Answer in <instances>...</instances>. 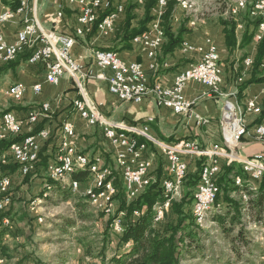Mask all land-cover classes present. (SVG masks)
Instances as JSON below:
<instances>
[{
  "label": "built area",
  "instance_id": "obj_1",
  "mask_svg": "<svg viewBox=\"0 0 264 264\" xmlns=\"http://www.w3.org/2000/svg\"><path fill=\"white\" fill-rule=\"evenodd\" d=\"M137 4L144 5L147 0H135ZM172 0H156V5L152 10V21L148 27V33H143L132 39L134 44H141L148 49V57L153 61L151 69H156V57L164 41L165 32L162 27L163 17ZM178 6L183 10L187 8ZM71 6H77L79 10L76 35H64L47 29L40 15L39 0H33V4H25V0L17 8H7L0 6V25L14 21L18 16L22 17L21 29L16 33L13 42L0 34V62L8 63V56H15L26 50H31L32 54L28 64L37 65L44 63L47 67L45 81L51 85H58L64 75H69L77 82L79 90L82 92V98L74 101L75 110L90 126H98L103 131L104 137L110 143L113 152L114 166L107 163L106 159L99 154L85 155V162L74 163L88 165L93 172L92 185L86 190L88 201L93 207H98L107 216H112V222L119 223L124 232V219L113 220V211H115V202L118 195L116 181L123 184L124 194L129 201L138 198L155 180L152 175L153 163L146 158L145 153L148 151V145L154 146L160 151L167 161V178L163 181L164 192H178L177 183L183 167H189V159L193 148H200L199 159H205L208 162L207 181L202 182L201 187L196 189L194 198H197V205H193L192 212H202V207L210 203L217 202L219 188L217 179L221 172L222 161L226 160L229 164L241 162L242 172L249 178V182H260L264 179V153H259L251 157L241 159L238 155V147L242 139L248 134V126L244 120L243 113L239 110L235 101H226L222 115V135L224 144H214L210 147L203 148L196 141L180 140L175 144H168L155 138L150 134L149 126L134 127L123 124V131H116L110 128V118L102 114L98 108L90 101V109H83V98H87L82 80L93 78L92 73L84 72L72 55V50L77 43V37L85 36L97 24V17L103 10H110V21L106 24H97V30L101 35H109L115 28L116 22L125 12L124 4L113 5L112 0H67ZM26 5H33V12H26ZM264 5V0H254L251 4L250 16L252 9L260 8ZM247 7L245 1L240 0L232 9V15L237 16ZM64 5H58L57 16H64ZM264 15V12H263ZM253 18V17H252ZM262 35L256 40L259 43L264 38V26ZM185 53H199L201 58L199 62L190 65V67L176 75L171 87H165L160 83L149 85L144 67L139 62L125 63L120 56L105 57L100 56V51L94 54L96 65L102 70H110L111 76L106 80L109 85V92L117 96L121 101L128 103H141L144 99L152 96L159 107L171 109L175 114L195 117L197 125L202 126L209 123L194 112L195 101H191L185 96V88L189 82H197L206 86L212 93H220L222 79L221 60L218 48L215 42L207 38L203 45H193L184 41L181 46ZM246 68L251 67L253 58L248 57L245 60ZM43 90L41 83L33 87L35 95H39ZM27 87L23 83H16L7 90V95L20 101L24 97ZM50 110V104L45 103L39 111L31 112L26 119L18 118L13 112H8L0 119V140L7 139L9 136L21 134L26 124H35L39 118L47 114ZM246 112L259 113L257 107V97L248 100ZM256 138L264 140V124L255 128ZM50 133L47 130H41L35 135L26 137V141L16 147H11L9 155L14 162L19 165V173L27 176L34 172L39 162L42 149V143L48 141ZM76 129L73 123L66 122L61 129V141H71L73 148H77L75 142ZM144 139L145 142H140ZM60 146V144H59ZM57 161V152L54 159L51 160V171L47 179L56 178L55 164ZM97 176H104V182H111V190L104 191V196L111 197V206H104L102 196H97V189H101V184H97ZM242 176H235L236 186L242 185ZM3 180H11L9 176L0 178V185ZM12 185V182H11ZM76 184L74 193L76 191ZM12 199L10 196H2L0 200V213L6 212L11 206ZM30 207L34 210V200ZM139 212H135L134 215ZM166 214L156 216L155 223L161 222ZM124 215V214H123ZM0 225L4 228H11V221L8 217L3 218ZM1 262V260H0Z\"/></svg>",
  "mask_w": 264,
  "mask_h": 264
},
{
  "label": "crops",
  "instance_id": "obj_2",
  "mask_svg": "<svg viewBox=\"0 0 264 264\" xmlns=\"http://www.w3.org/2000/svg\"><path fill=\"white\" fill-rule=\"evenodd\" d=\"M2 1L3 5L7 8H16L19 2L18 0ZM119 3L124 4L123 2H119V0L113 1V5ZM30 4H33V0H30ZM59 4L64 5L65 8L62 18L57 16ZM39 6L41 20L47 29L59 34L76 35V29L79 26V10L77 6L69 5L67 0H39ZM30 8L32 9L31 12H33V5H30ZM135 15L136 18L132 21L130 30L138 29L139 22L143 18V15L140 13H135ZM220 17H223V15ZM220 17L211 20L194 19L186 24L179 22L178 18L176 19L175 17V19L173 18L172 25L175 35L183 27L187 30L183 35V41L190 42L193 45H203L205 40L210 38L218 48L223 74L220 93H212L206 86L197 82H189L185 88L186 98L195 101L194 112L208 119V124L199 126L195 121V117L175 114L171 109L159 107L152 96L147 97L141 103L135 104L121 101L117 96L109 92L106 78L111 76L112 73L110 70H102L96 65L94 61L96 51H114L118 53L125 63H141L149 85L160 83L165 87H171L177 74L188 69L190 65L199 62L201 58L199 53H185L181 45L169 52L167 50L168 38L165 37L156 57V69H151L150 66L153 61L148 57V49L141 44H134L132 40H123V33L126 30L125 13L121 15L116 22L114 30L107 36L101 35L97 29L95 30L92 27L91 31L85 36L77 37V43L72 50V55L82 65L84 72L94 75L93 78H86L81 81L87 97L83 98V100H87L89 103L91 101L102 114L118 124L124 123L134 127L149 126L150 134L162 142L175 144V142L183 139L192 140L199 143L203 148L214 144H224L222 115L225 102L227 100L235 101L243 113L244 120L248 126V134L242 139L238 147L237 152L239 157L245 159L259 153H264V140L257 139L255 135V128L258 125L264 124V83L249 86L243 92L241 100L236 96L238 95L239 85L250 76L247 72L246 74L242 72V79L239 74V63L244 64L245 62H240V56L246 53L248 57L255 58L259 44L255 41L258 39L256 37L257 33L254 38L255 40L253 39L242 50L239 44L242 39L244 26L239 24L236 30L237 45L231 48L226 40V31L223 25L225 19H221ZM21 26L22 17L18 16L14 21L0 25V34L8 42H13ZM26 51L31 52V50ZM46 74L47 67L44 63L30 65L28 62H22L6 74L11 79L12 86L16 83H23L27 87L22 100L16 101L11 98L13 101L8 108H12L11 112L18 118L26 119L31 112L39 111L43 104H50L49 112L41 116L37 123L26 124L22 134H33L35 131L40 130L49 131L50 138L48 141L42 143V147L44 148L45 146L46 152L50 154L57 152V155H59L65 145V141L60 142L62 126L66 122H71L76 129L75 142L79 154H99L105 159L109 156V153L113 156V150L108 140L104 137L101 128L88 125L74 108V101L82 98V92L79 90L77 82L66 74L61 78L58 85H51L45 81ZM39 83L42 84L43 90L39 95H35L33 87ZM254 97H257V107L260 108V112L248 113L246 112L247 102ZM120 125L123 127V124ZM145 156L153 163V176L157 174L159 168H162L164 175H168L167 161L158 149L149 144ZM198 160L200 159L197 157H190L189 170L195 167ZM225 163L228 162L223 160L221 167ZM233 164L236 168L232 179L234 176L239 175L244 180H247L246 175L242 172L241 162ZM50 165L51 161L46 168L47 173ZM17 175H21L19 171L12 174L13 181ZM90 178L92 181V176ZM70 180L68 179L66 182L68 183ZM86 183L89 182L86 181ZM254 188L257 193L258 188L256 186Z\"/></svg>",
  "mask_w": 264,
  "mask_h": 264
},
{
  "label": "rangeland",
  "instance_id": "obj_3",
  "mask_svg": "<svg viewBox=\"0 0 264 264\" xmlns=\"http://www.w3.org/2000/svg\"><path fill=\"white\" fill-rule=\"evenodd\" d=\"M186 1L191 5L190 9L183 10L178 6V2L173 9V18L176 17L179 22L185 24L194 19L211 20L221 15L223 17L220 18L225 19L224 21L230 20L231 17L233 18V7L240 2V0ZM243 1L250 6L254 0ZM119 2H123L127 9L135 0H119ZM144 7L145 4L137 6L135 13L144 15ZM244 59L242 54L240 62ZM245 67V63H239L240 75L242 72L249 74L251 67L246 69ZM11 84L9 77L0 75V114L5 113L12 104L13 100L6 94ZM111 156L112 154L109 153L106 161L114 166V159ZM0 162L7 165L11 159L4 155L0 157ZM225 165L230 164L225 163L223 166ZM195 170L196 165L190 173ZM46 174V170L45 173L38 171L27 182L24 176L17 175L14 181L13 177L11 178L12 185L9 183L6 194L0 191V196H10L12 199L6 216L11 220L12 227L9 229L0 227V256L4 259V264H15L18 259L29 254L33 259L29 264H108L117 253L128 249L129 245L124 248L120 239L123 232L118 233L113 230L112 216H107L105 212L93 207L85 196L86 189L92 185L89 173L86 179L89 183H81L76 193L62 183L55 184L52 193L47 192ZM233 179L236 184L235 176ZM245 181H248V178L239 187L248 190V186L254 182ZM263 183L264 179L255 183V186L259 189ZM233 187L231 184L230 190L222 189L219 200L203 224L194 221L191 231L196 240L186 239V247L181 251L180 264H264V221L242 202L241 194L245 190L233 191L231 190ZM46 192L48 195L44 196ZM185 193L186 190L182 186L179 194L169 203L166 202L165 217L155 224L154 229L169 231L171 225H175L178 216L172 211L173 203H179ZM249 193L253 194V192ZM255 196L253 194L251 198ZM121 197L116 199L113 220L125 219L127 211L121 208L122 202L127 205L133 202L124 195ZM84 198L89 204L82 209L84 218L80 219L76 204ZM33 200L34 210L30 207ZM185 213L192 220L190 206L186 207ZM234 213L240 214V220L236 224H232L231 221ZM136 217L139 216L136 214ZM218 218L226 220L224 227L218 222ZM107 225L110 234L106 239ZM240 230L243 234L237 238Z\"/></svg>",
  "mask_w": 264,
  "mask_h": 264
},
{
  "label": "trees",
  "instance_id": "obj_4",
  "mask_svg": "<svg viewBox=\"0 0 264 264\" xmlns=\"http://www.w3.org/2000/svg\"><path fill=\"white\" fill-rule=\"evenodd\" d=\"M114 0H112L113 3ZM176 0L170 1L168 8L164 14L162 27L165 32V36L168 38L167 50L171 52L177 46L183 43V35L187 30L183 27L180 29L177 35L173 32V9ZM156 5V0H147L144 7L143 18L139 22V28L130 30L132 21L136 18L135 9L139 4L133 2V4L128 5V8L125 9L126 14V30L123 33V40H132L134 37L143 34L147 31L150 22L152 21V10ZM108 11L101 12L97 24L100 20L107 14ZM251 5L247 6L243 11H241L237 16L231 17L230 20L223 21L226 31V40L227 44L234 48L237 45L236 40V30L239 24L244 26V32L242 39L240 41V49H245L251 41L255 38L258 28L264 22V17H251L250 16ZM97 24L94 26V29H97ZM108 51V50H106ZM32 52L25 51L18 55L16 60L10 61L5 64H0V75H6L10 70H13L19 66L22 62H28ZM247 54H244L246 59ZM244 59V60H245ZM243 60V61H244ZM250 76L248 79L244 80L238 87L237 98L242 99L243 92L253 84H263L264 83V38L259 42L257 54L254 58L253 64L251 65ZM12 108L8 109L5 113L11 112ZM0 114V119L5 114ZM264 113V111H263ZM41 131V130H40ZM40 131H35L33 134H20L17 136H9L7 139L0 140V157L7 155L11 159V162L6 165V163L0 162V178L3 176L12 177V174L19 170V165L14 162L12 157L9 155L11 146L15 142L22 141L25 137L29 135H35ZM37 132V133H36ZM144 139H140V142H144ZM152 146V145H151ZM52 154V155H51ZM46 152L45 146L42 147L39 162L37 163L36 170L31 174L25 176L26 182L30 180L31 176L36 172H44L48 166L49 161L54 159L55 153ZM205 163V159H200L196 162V170L193 173L187 174L186 179L184 180V188L186 190L185 196L179 203H173L172 211L177 214L178 219L175 225H171L168 229L169 231H160L154 229L155 223V211L154 208L157 204L165 205L166 202L171 201L170 196L164 192L163 181L167 178V175H164L162 168L158 169L156 175H154V182L141 194L137 199L127 205L125 202H122L121 208L127 211L124 219V232L120 236L123 247L125 248L129 245L128 249H124L121 253H117L108 264H180L181 261V251L186 247V239L195 241V236L192 233L193 225L195 224V219L193 216V203H194V194L200 182V176L202 167ZM235 165L222 166L220 175L217 179V185L219 188V194L217 196V201L219 200V195L222 189H229L232 184L234 186L231 190L241 191L246 190L245 187L236 186L232 176L234 175ZM224 171V172H223ZM223 173V174H222ZM88 177V172H78L73 174L72 178L79 181L80 183L86 182ZM49 182V179L47 180ZM57 184V183H55ZM54 184V185H55ZM118 189L117 199L124 194L123 184L120 181L115 183ZM9 193V192H8ZM256 196L252 199L250 198L248 206L250 211H255L259 219L264 221V183L258 189ZM3 195L0 196L2 198ZM69 198V197H67ZM122 198V197H121ZM169 198V200H168ZM88 199V197H87ZM86 198L80 200L76 204L78 210L79 218H84L82 209L88 206V201ZM167 202V203H168ZM187 206H190L192 220L187 217L185 209ZM10 208V207H9ZM8 208V209H9ZM0 213V221L7 216V212ZM241 210V207H239ZM139 212L135 217L134 213ZM219 219V223L224 227L226 220ZM222 220V221H221ZM240 220V214L234 213L232 216V224H236ZM11 221V220H10ZM194 222V223H193ZM12 226V223H11ZM0 227H2L0 225ZM4 228V227H2ZM107 232H105L106 239L109 237L110 229L107 225ZM4 229H9L8 227ZM225 230V229H224ZM243 234L240 230L237 238ZM7 256V255H6ZM2 256H0L1 258ZM9 257V256H8ZM32 256L25 255L21 259H18L15 264H29L33 262L31 259Z\"/></svg>",
  "mask_w": 264,
  "mask_h": 264
},
{
  "label": "bare ground",
  "instance_id": "obj_5",
  "mask_svg": "<svg viewBox=\"0 0 264 264\" xmlns=\"http://www.w3.org/2000/svg\"><path fill=\"white\" fill-rule=\"evenodd\" d=\"M18 1L19 2L17 4V7H19L22 3V0H18ZM25 4H30V0H25ZM179 4L181 5V7L187 8V10L191 8V5L186 0H179ZM0 6H4L2 0H0ZM31 10L32 9L30 8V5H26V12H31ZM105 11H108V10H105ZM105 11H101V12H105ZM101 12L99 13V15L97 17V20L99 19ZM263 12H264V5H261V9L260 8H253L252 9V17H255V18L264 17ZM109 21H110V11L107 12V14L100 20V22L98 24H106ZM261 26H264V22L261 24ZM144 33H148V29ZM260 35H262V27L258 28L256 37L260 38ZM133 39H136V37H134ZM183 44H184V41L181 44V46ZM100 56L115 57V56H118V53L114 52V51H110V50L109 51H100ZM14 60H15V56H8V62L14 61ZM245 60H247V58ZM74 108H75V104H74ZM83 109H90V103L87 100H83ZM110 128L116 129V131H123V127L114 121H110ZM17 135H20V134H17ZM25 141H26V137L20 142H15L11 147H16V145H20V144L24 143ZM71 149H72V142L71 141H65V145L63 146L62 152L59 155H57V161L55 164L56 178H50L49 180L52 182L48 181V183H46L47 185H45L46 186L45 189L47 190V192H51L54 189L55 183L66 184L69 186L71 191L74 192L75 182H76V184H80V182L77 180H74L72 178V176H73V174L78 173V172L87 171L89 173V175L92 176V178H93V172L90 170V167H88V165H80V164L74 163V157H76V162H85V155L79 154V152L77 151L76 148H73V153H70ZM199 155H200V148H193V153H191L190 157L199 158ZM207 170H208V162H205L203 167H202L200 182L198 184L197 189H199L201 187L202 182L207 181ZM49 171H51V165L48 167V172ZM188 172H189V167H183V171L181 172L180 177L178 179V183H177L178 192H174V194H173V192H166V194L170 196V199H172L175 195L179 194L180 189L183 186L184 180L186 179L187 174H189ZM68 179H71V180L67 183L66 181ZM248 181H249V178H248ZM9 183H10V180H3V185H0L1 193L6 194V192L9 189ZM250 183H252V182H250ZM97 184H101V189H97V196H102V203L104 206H111V203H109L111 201V197L104 196V191H110L111 190V182H104V176H97ZM243 184H244V180L242 178V185ZM239 186H241V185H239ZM78 189H79V186H76L75 193L78 191ZM47 192L44 194V196L48 195ZM249 192H253V194H254V193H256V189L254 187H252V185H249L248 190H245L241 194L242 202L245 205H248V202H249L251 196H253V194L250 195ZM86 197H88V194L86 195ZM215 204L216 203H210V204H207L206 206L202 207V212H193L195 222H197L198 224H203L207 220L209 213L211 212V210H212L213 206H215ZM193 205H197V198H194ZM166 206H167V203L165 205L157 204L155 206V208H154L155 218H156V216H158L160 214H164V207H166ZM96 208H98V207H96ZM116 220H120V219H116ZM0 223H1V221H0ZM113 226H114L113 227L114 231H116L118 233L123 231L122 228L119 226V223L114 222ZM0 260H1L0 264L5 263L4 259L0 258Z\"/></svg>",
  "mask_w": 264,
  "mask_h": 264
}]
</instances>
